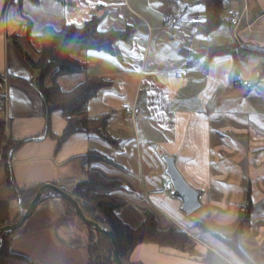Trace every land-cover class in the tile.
Returning a JSON list of instances; mask_svg holds the SVG:
<instances>
[{
  "label": "crops",
  "instance_id": "crops-1",
  "mask_svg": "<svg viewBox=\"0 0 264 264\" xmlns=\"http://www.w3.org/2000/svg\"><path fill=\"white\" fill-rule=\"evenodd\" d=\"M12 1L0 0V76L7 77L0 119L14 141L10 163L0 160V227L23 211L22 190L51 184L70 193L92 153L102 157L95 166L125 180L115 195L154 210L162 227L186 233L195 250L143 243L121 264H244L227 242L252 264H264V0H220V21L208 32L196 27L206 20L205 0ZM227 10L247 16L237 40ZM169 13L178 19L176 29L162 26ZM92 18L99 31L132 32L114 41L112 52L85 51L84 60L78 58L86 62L83 76H59L57 82L67 90L64 83L88 77L107 81L88 101L87 114L107 117L108 140L84 131L64 138L65 118L53 111L47 125L36 72L13 41L23 47L26 33L34 40L46 26L79 27ZM200 35L216 41L199 48ZM217 46L234 50L206 54ZM239 78L250 88L234 85ZM123 104L139 113L125 118ZM165 156L199 193L198 207L188 213L173 187L162 188L171 182ZM46 190L48 201L14 234L11 252L34 264H87V226L58 209Z\"/></svg>",
  "mask_w": 264,
  "mask_h": 264
},
{
  "label": "trees",
  "instance_id": "trees-1",
  "mask_svg": "<svg viewBox=\"0 0 264 264\" xmlns=\"http://www.w3.org/2000/svg\"><path fill=\"white\" fill-rule=\"evenodd\" d=\"M19 1L16 2L19 3ZM11 2L13 3L12 0ZM205 5L206 20L196 26L200 32H208L220 21V0H205ZM131 32L130 28L122 32L99 31L95 18L79 27L64 25L61 29L55 30L46 26L37 39L32 40L26 33L28 38L26 45L29 51L36 56L34 59V55H30L28 51H24L13 41L28 66L36 72V87L44 103L47 125L49 114L53 111L60 112L65 118L64 138L73 132L84 131L108 140L105 131L107 117L104 115L99 118H90L87 114L88 101L101 88L107 86V81L88 77L70 89L64 90L58 84L57 78L85 71L86 62L75 56L77 52L88 50L112 52L113 42L127 39ZM232 50H234L233 46H217L209 48L206 54L214 56ZM3 139H5L4 121L0 119V146ZM13 145L14 141L8 140L4 145L5 152L13 148ZM101 160L102 157L96 154L89 153L86 156L82 164L83 177L72 188L70 195L81 205L88 219L111 230L119 261L126 257L133 248L143 243L185 251L186 244L192 241L191 237L173 225L162 227L161 218L151 208H137L115 195V192L123 187L125 180L119 176L108 175L95 166ZM40 187L20 191L22 202L25 196L28 197L29 202ZM65 202L72 209L71 204ZM92 232L95 237L90 238L88 244V264H113L109 238L101 232L94 230ZM11 233L13 232L4 234ZM227 244L244 264H252L237 245L232 242H227ZM0 264H34V262L11 252L8 241L0 248Z\"/></svg>",
  "mask_w": 264,
  "mask_h": 264
},
{
  "label": "water",
  "instance_id": "water-1",
  "mask_svg": "<svg viewBox=\"0 0 264 264\" xmlns=\"http://www.w3.org/2000/svg\"><path fill=\"white\" fill-rule=\"evenodd\" d=\"M175 46H177V43H173ZM163 160L166 164V174L171 180L172 187H173V195L178 197L182 202V211L185 213H188L198 207V191L192 189L189 185H187L178 171L174 167V159L172 157H163ZM44 189H49L53 193L59 195L62 199L67 201L71 204L74 213L79 218V220L88 228L101 232L103 234H106L110 241V246L112 249V257H113V264H120L118 259V254L116 251V245L114 241L113 234L110 229L107 227L101 226L90 219H87L83 213L81 212L78 202L74 200L70 194H68L66 191L60 189L59 187L51 184H46L41 186L36 194L34 195L33 199L29 202L27 208L20 213L19 219L11 224V225H5L0 227V233H7V232H14L16 229H18L24 221L32 214L34 208L37 205V202L39 201L42 192Z\"/></svg>",
  "mask_w": 264,
  "mask_h": 264
},
{
  "label": "rangeland",
  "instance_id": "rangeland-1",
  "mask_svg": "<svg viewBox=\"0 0 264 264\" xmlns=\"http://www.w3.org/2000/svg\"><path fill=\"white\" fill-rule=\"evenodd\" d=\"M232 35H233V37H234V39L235 40H237V33H233L232 32ZM230 37H231V35H230ZM232 39V38H231ZM214 41H216V39H214ZM213 41V39H211L210 37H205L204 35H200V37L198 38V41H197V45L196 46H198L199 48H204L205 46H207L208 44H209V42H214ZM22 48L24 49V51H28V53L30 54V55H34V53L32 52V51H29V49H28V47H27V45H24V43L22 44ZM75 56L77 57V58H79V59H81V60H84V58H85V52H83V51H80V52H77L76 54H75ZM34 58H36V56L34 55L33 56V59ZM83 73L84 72H81V76H83ZM64 77H67V76H64ZM60 78H62V77H60ZM59 80V79H58ZM77 83H78V81H77ZM77 83H74V84H72V83H64L63 84V87H66V88H71L72 86H74L75 84H77ZM4 137H5V139H3V142L1 143V146H0V160L3 162V163H5V164H8V163H10V161H11V159L9 158V151H10V149L8 150V151H6L5 152V150H4V145H5V143L8 141V140H10V139H8L9 138V136H8V128H7V125H5L4 124ZM6 154H7V158H6ZM44 190H46V189H44ZM44 190H43V192H44ZM37 192V191H36ZM42 192V193H43ZM45 193H47L48 195H51L53 198L55 197V199L57 200L56 201V203L59 205V207H58V209H61V210H65V212H66V215L67 216H69V217H75V218H77L78 220H79V218L76 216V214L73 212V208L71 209L69 206H68V204L65 202V200L64 199H62L59 195H57V194H55V193H53L51 190H49V189H47L46 190V192ZM68 194H70L69 192H67ZM36 194V193H35ZM23 198V197H22ZM27 196H25L24 198H23V206L22 207H24V209L23 210H25L26 208H27V206H28V204H29V202L33 199V197L31 198V200L28 202V200H27ZM48 198L45 196V194H42V196L40 197V199H39V201L37 202V205H36V207H38V205L39 204H41V205H44L48 200H47ZM74 199V198H73ZM75 200V199H74ZM77 201V200H76ZM50 204V206L52 207V204H53V202H50L49 203ZM78 205H79V203H78ZM35 207V208H36ZM72 207V206H71ZM53 208V207H52ZM79 208H80V210H81V212L83 213V215L85 216V214H84V212L82 211V209H81V205H79ZM73 212V213H71V212ZM19 215L12 221V223H10V224H8V225H11V224H13V223H15L18 219H19ZM86 217V216H85ZM87 218V217H86ZM88 219V218H87ZM28 220V219H27ZM26 221V220H25ZM25 221H24V223L18 228V229H16L13 233H11V234H9V235H5L3 232L2 233H0V248H1V246L3 245V244H5L6 242L8 243V241H9V245H11V241H12V237L14 236V234L15 233H17L23 226H24V228L28 225V223H26L25 224ZM80 221V220H79ZM81 222V221H80ZM82 223V222H81ZM34 224V223H33ZM26 225V226H25ZM82 225H84L83 223H82ZM86 227V226H85ZM86 229L88 230V232H89V235H90V237H89V240L87 241L88 243H87V256H88V261H87V264L89 263V252H88V244H89V242H90V238H94L95 236H93V235H95V234H93L94 232H92V230L91 229H89L88 227H86ZM106 235V234H105ZM107 236V235H106ZM102 237V236H101ZM191 243H193L192 241H190L188 244H186V246H185V249H186V251H188L189 253H194L195 252V250L193 249V247H192V244ZM190 244H191V246H190ZM99 250V249H98ZM106 252V251H105ZM123 260V259H122ZM119 262H122V261H119Z\"/></svg>",
  "mask_w": 264,
  "mask_h": 264
},
{
  "label": "built area",
  "instance_id": "built-area-1",
  "mask_svg": "<svg viewBox=\"0 0 264 264\" xmlns=\"http://www.w3.org/2000/svg\"><path fill=\"white\" fill-rule=\"evenodd\" d=\"M245 7V6H244ZM246 8V7H245ZM246 10V9H245ZM247 19V16L244 13H236L234 10H227L226 11V21L229 23L230 29L235 34L237 33V29L239 26L244 23ZM177 22L178 19L175 15L169 13L167 15H164L161 17V23L162 26L166 29L173 30L177 28ZM248 26V24H247ZM246 26V27H247ZM185 74V72H183ZM6 83H7V77L6 75L0 76V90L3 92V94H6ZM234 85H242L243 87L250 88V83L244 79H237L233 82ZM122 113L124 114L125 118H134L139 113V108L133 104H123L122 105ZM162 188L164 190H171L172 185L171 182L164 183L162 185ZM248 206V203H246L243 207L240 208L241 212L245 211V208Z\"/></svg>",
  "mask_w": 264,
  "mask_h": 264
},
{
  "label": "bare ground",
  "instance_id": "bare-ground-1",
  "mask_svg": "<svg viewBox=\"0 0 264 264\" xmlns=\"http://www.w3.org/2000/svg\"><path fill=\"white\" fill-rule=\"evenodd\" d=\"M82 225V224H81Z\"/></svg>",
  "mask_w": 264,
  "mask_h": 264
},
{
  "label": "snow or ice",
  "instance_id": "snow-or-ice-1",
  "mask_svg": "<svg viewBox=\"0 0 264 264\" xmlns=\"http://www.w3.org/2000/svg\"><path fill=\"white\" fill-rule=\"evenodd\" d=\"M202 10V9H201Z\"/></svg>",
  "mask_w": 264,
  "mask_h": 264
}]
</instances>
